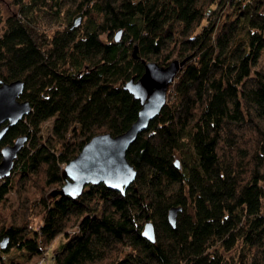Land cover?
<instances>
[{"label":"trees","instance_id":"trees-1","mask_svg":"<svg viewBox=\"0 0 264 264\" xmlns=\"http://www.w3.org/2000/svg\"><path fill=\"white\" fill-rule=\"evenodd\" d=\"M13 1L0 84L22 79L31 110L0 140L1 159L3 145L27 135L0 178V204L15 195L0 261L14 249L10 259L31 264L43 255L52 264H264V0ZM37 9L72 19L48 37L29 21ZM173 59L185 61L167 102L126 153L134 181L124 192L99 182L62 194L64 166L83 145L136 120L141 102L125 82L144 60ZM173 205L182 206L175 225ZM148 220L154 240L143 234Z\"/></svg>","mask_w":264,"mask_h":264},{"label":"water","instance_id":"water-1","mask_svg":"<svg viewBox=\"0 0 264 264\" xmlns=\"http://www.w3.org/2000/svg\"><path fill=\"white\" fill-rule=\"evenodd\" d=\"M81 16L74 24L81 21ZM120 30L116 37L119 38ZM137 46L135 48L136 52ZM185 59H173L167 65L154 60H144L145 69L140 77L127 80L124 87L138 98L141 108L136 120L123 132L97 133L92 136L81 150L64 166L63 174L67 180L60 188L62 194L77 197L88 183L104 182L107 186L124 192L125 187L131 184L137 170L128 160L126 153L130 144L144 131L167 102L169 85L174 81ZM24 90V81L20 78L11 81H2L0 84V140L7 129L21 120L30 110L28 99H21ZM27 140V135L16 137L13 143L1 148L0 178L9 176L14 167L15 157L19 149ZM181 205L169 208L168 218L175 225ZM143 234L151 240L155 239V227L151 220L144 225ZM5 237L0 245L6 246Z\"/></svg>","mask_w":264,"mask_h":264},{"label":"rangeland","instance_id":"rangeland-1","mask_svg":"<svg viewBox=\"0 0 264 264\" xmlns=\"http://www.w3.org/2000/svg\"><path fill=\"white\" fill-rule=\"evenodd\" d=\"M19 11V7L13 0H0V29L2 30L5 27L6 18L8 15L13 14ZM30 23L35 27V31H39V33H45L48 37H51L54 32L58 29H63L72 18H69L65 12H61V15L52 14L43 9H37L33 14H29ZM80 26V25H78ZM47 124L43 127V133H47ZM19 172L12 175L13 181H15ZM34 190V187H33ZM15 201V195L13 192H10L7 197L3 200L2 204H0V230L3 228V225L6 224L8 226L10 224V209L11 205ZM65 241V237L63 235L59 236L55 239L48 250V255L52 257L54 250L61 248ZM14 253V249H11L9 252L4 253L5 263L0 261V264H31L32 261L25 259L24 257H17L15 259H10V255ZM48 257V256H47ZM49 264H52V258H48Z\"/></svg>","mask_w":264,"mask_h":264},{"label":"built area","instance_id":"built-area-1","mask_svg":"<svg viewBox=\"0 0 264 264\" xmlns=\"http://www.w3.org/2000/svg\"><path fill=\"white\" fill-rule=\"evenodd\" d=\"M34 264H49L47 255H43L39 260H37Z\"/></svg>","mask_w":264,"mask_h":264}]
</instances>
